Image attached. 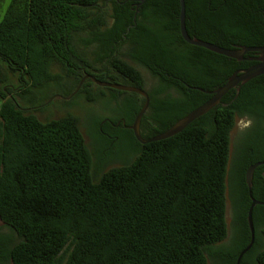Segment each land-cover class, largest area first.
<instances>
[{"label":"trees","instance_id":"trees-1","mask_svg":"<svg viewBox=\"0 0 264 264\" xmlns=\"http://www.w3.org/2000/svg\"><path fill=\"white\" fill-rule=\"evenodd\" d=\"M140 1L12 0L0 21V220L16 237L0 240L10 242L0 247V264H237L248 247L246 173L264 162V76L182 133L146 145L129 128L145 99L87 80L67 102L85 94L95 103L108 92L121 102L118 116L94 123L97 160L78 117L41 121L27 113L69 97L89 74L148 92L141 122L148 140L211 99L199 89L213 92L244 67L183 40L180 0ZM185 3L191 38L231 49L232 36L246 28L244 44L264 45V0ZM138 66L156 81L150 90ZM245 116L255 125L239 134L231 160V134ZM115 147L129 158L103 173ZM263 170L253 176L260 202ZM228 198L231 240L220 246L229 233ZM253 218L255 243L241 264H264V206Z\"/></svg>","mask_w":264,"mask_h":264},{"label":"water","instance_id":"water-1","mask_svg":"<svg viewBox=\"0 0 264 264\" xmlns=\"http://www.w3.org/2000/svg\"><path fill=\"white\" fill-rule=\"evenodd\" d=\"M145 1L146 0H141L140 4H143ZM179 21H180L181 36H182L183 40L191 46L204 48L208 51H211L213 53L225 56L227 58H235V59L238 58V56H241L245 52L257 53V54H261V55H262V53L264 54V48H255V47L246 48L242 52L238 53L235 51L224 49V48L217 46V45H214L212 43H208V42L196 39V38H191V36L188 33V29H187V14H186L185 0H180ZM262 75H264V62H262L261 64H259L257 66L251 67V68H249L243 72H240V74L239 73L234 74L232 77H230L228 79L227 83L223 87H221V88H219L213 92H208V91H204L202 89H199L201 92H203L205 94L212 95L211 99L209 101H207L205 104H203L202 106H200L199 108H197L196 110L189 113L186 117L179 120L176 124H174L170 129H168L164 133H161V134H159V135H157L151 139H148V140L144 139L141 135V122H142L143 117L145 116V114L147 113V111L150 108V96H149L147 91H144V90L137 88V87L127 86V85L104 83V82L97 80L95 77H93L89 74H86L84 76V78L81 80L78 88L76 89V91L72 95H70L69 97L56 96L55 98L66 100V101L71 100L79 92L82 85L87 80H91L97 86L102 87V88H110V89H114V90H118V91H122V92H126V93L137 94V95L141 96L142 98L145 99V103H144L141 111L139 112V114L135 118L133 125H131L129 128L134 132V135H135L136 139L138 140V142L141 143L142 145H146L149 143L166 140V139L172 138V137L182 133L193 122H195L199 118H201L204 115H206L207 113H209L212 109L217 107L221 103L222 99L231 90L235 89L238 85L243 86L244 84H246V83L250 82L251 80L258 78ZM239 91H240V88H239ZM261 166H264V162H260V163H257L255 165H252L247 170V173H246V183H247V186L249 189V196L251 199V206L249 208L248 217H247L249 229L251 232V240H250L248 247L246 249H244L241 252V254L239 255V258L237 260V264H241L242 258L244 257V255L247 252L250 251V249L253 247V245L255 243V225H254L253 212L257 206H264V202H260L253 197L252 188H253L254 172L257 168H259ZM262 175L264 177V173Z\"/></svg>","mask_w":264,"mask_h":264},{"label":"rangeland","instance_id":"rangeland-1","mask_svg":"<svg viewBox=\"0 0 264 264\" xmlns=\"http://www.w3.org/2000/svg\"><path fill=\"white\" fill-rule=\"evenodd\" d=\"M11 2L12 0H4L2 2L0 7V21L3 19ZM138 69L141 71V73L146 79L147 90H150L154 86L156 81L152 78L149 71H147L141 66H138ZM55 71L60 72L58 68H56ZM95 89L96 88L94 87L93 91H95ZM52 90L53 87L47 90L46 93L51 94L53 92ZM50 99L51 102L44 105L41 109L42 111L41 110L36 111L32 109V110H28L27 113L34 114L41 121L60 119L69 114L78 117L82 134L86 140L88 147L96 155V160H97L98 151L101 149L102 145L100 144V142H98V140L94 135L95 134L94 123L97 119L103 121L105 119H111L118 116V110L121 107V102L113 100L109 92L106 93L105 96H102V98H99L95 103H89L86 100L85 94L80 95L71 103L65 102L60 99L55 100L56 98H48L46 102H48ZM238 137H239V129L236 126L231 134V160L235 151L236 141ZM128 158H129L128 156L122 157L120 161L113 163L107 167H104L103 173L107 172L109 169L118 168L124 165L126 160H128ZM231 160H230L229 169L231 167ZM227 223L229 229L228 237L223 243L220 244V246L229 245L231 240V203L229 198L227 203ZM9 235H12L16 239L14 234H12L11 230L8 229L5 226V224L0 220V240L5 239L6 238L5 236H9ZM9 243L10 242L7 240L6 241L4 240L3 242L0 241V247L7 249L10 246ZM9 264L12 263L10 262ZM209 264H212V262H209Z\"/></svg>","mask_w":264,"mask_h":264},{"label":"flooded vegetation","instance_id":"flooded-vegetation-1","mask_svg":"<svg viewBox=\"0 0 264 264\" xmlns=\"http://www.w3.org/2000/svg\"><path fill=\"white\" fill-rule=\"evenodd\" d=\"M197 3L199 4L200 3V0H196V3L195 4L197 5ZM140 7H141V5L137 4L136 5V10L139 11ZM195 10H197L196 7H195ZM247 15L248 14L243 13V14H240L239 16L241 18H243V19H246V16ZM260 16H262V32H264V12H262V15H260ZM146 19L147 18H145V20ZM192 30H194L195 33H199V29L196 28V25H194L192 27ZM241 31H242L243 34H237V35H233L232 36V38L230 40L231 41L230 42V44H231V47L230 48L231 49H228V50L235 51V52H238L239 53V52H242L243 50H245L246 48H253V47H255V48H264V45L248 46V45L244 44V42L246 40H245V38H243V36L247 34L248 29L245 28V29H242ZM199 34H201V30H200V33ZM230 59H233V60L237 61L239 63V65H241V66L244 65V67H241V68L236 69L234 71V73L232 74V76H233L236 73H239L240 74V72H243V71H245V70H247V69H249L251 67L257 66V65L261 64L262 62H264V54L262 53V55H261V54H257V53L245 52L241 56H238V58H236V59L235 58H230ZM262 76H264V75H262ZM239 88H240V91H241V88H242L241 85H238L235 89H233L231 91H234V92H237L238 93V92H240L239 91ZM211 97H212V95H211ZM64 101H66V100H64ZM50 102H51V100H49L46 104H48ZM42 107H36L34 109L36 111H39V110L42 109ZM245 118H249V117L245 116V117L239 118L237 120V122H236L235 127L237 126V123H239L242 119H245ZM252 121H253V124H252V127L250 129H252L254 127V125H255L253 119H252ZM239 134H241L240 131H239ZM106 155H107V158H106V162L104 164V166L106 165V167L121 160V157H120L121 154H120V151H119V148L118 147H115L113 149L111 148V151H109V153L106 154ZM262 172L264 173V170ZM257 219H258V223L262 227V211H260L258 213Z\"/></svg>","mask_w":264,"mask_h":264},{"label":"clouds","instance_id":"clouds-1","mask_svg":"<svg viewBox=\"0 0 264 264\" xmlns=\"http://www.w3.org/2000/svg\"><path fill=\"white\" fill-rule=\"evenodd\" d=\"M253 121L251 118L242 119L238 124L237 128L243 134L246 133L252 127Z\"/></svg>","mask_w":264,"mask_h":264}]
</instances>
